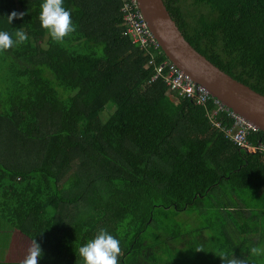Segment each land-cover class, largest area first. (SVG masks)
Wrapping results in <instances>:
<instances>
[{
    "label": "trees",
    "instance_id": "obj_1",
    "mask_svg": "<svg viewBox=\"0 0 264 264\" xmlns=\"http://www.w3.org/2000/svg\"><path fill=\"white\" fill-rule=\"evenodd\" d=\"M121 1L63 0L73 31L54 40L43 0H0V31L27 37L0 49V216L40 244L37 264H84L101 232L117 264H264V147L226 138L212 100L152 80L168 59L124 34ZM163 3L196 51L264 96V0Z\"/></svg>",
    "mask_w": 264,
    "mask_h": 264
},
{
    "label": "water",
    "instance_id": "obj_2",
    "mask_svg": "<svg viewBox=\"0 0 264 264\" xmlns=\"http://www.w3.org/2000/svg\"><path fill=\"white\" fill-rule=\"evenodd\" d=\"M165 57L232 112L264 133V96L223 72L183 37L163 0H136Z\"/></svg>",
    "mask_w": 264,
    "mask_h": 264
},
{
    "label": "built area",
    "instance_id": "obj_3",
    "mask_svg": "<svg viewBox=\"0 0 264 264\" xmlns=\"http://www.w3.org/2000/svg\"><path fill=\"white\" fill-rule=\"evenodd\" d=\"M120 11L122 14V24L124 26V34L128 35L132 43H139L141 47L153 46L159 48L153 35L147 28V25L137 7L136 0H122ZM161 75L163 81L176 97L192 98L197 97L201 102L212 100L215 106V112L222 111L231 120L229 125L223 132L226 138L237 146L243 148L247 152H255L263 148V144H253L248 140L250 134L258 129L245 120L240 115L235 114L225 107L218 99L212 97L203 87L197 85L178 69L169 60L163 61L157 68L156 73L152 76V80ZM225 125V126H226ZM216 126L222 127L220 122H216ZM224 126V125H223Z\"/></svg>",
    "mask_w": 264,
    "mask_h": 264
},
{
    "label": "clouds",
    "instance_id": "obj_4",
    "mask_svg": "<svg viewBox=\"0 0 264 264\" xmlns=\"http://www.w3.org/2000/svg\"><path fill=\"white\" fill-rule=\"evenodd\" d=\"M40 9L39 19L41 27L48 29L50 36L54 40H60L67 33L73 31L70 10L63 7V0H43ZM22 15L23 13H10L8 15L9 23L14 16ZM26 38V35L19 30L15 33V39L10 37L8 32L0 31V49H8L14 44L23 42ZM78 251L84 260V264H117V257L120 252L119 241L110 233L101 232V234L96 235L93 239L83 244ZM252 252L258 254L260 250L253 248ZM41 256V246L34 239L23 264H37V259ZM229 264H245V262L232 260L229 261Z\"/></svg>",
    "mask_w": 264,
    "mask_h": 264
},
{
    "label": "crops",
    "instance_id": "obj_5",
    "mask_svg": "<svg viewBox=\"0 0 264 264\" xmlns=\"http://www.w3.org/2000/svg\"><path fill=\"white\" fill-rule=\"evenodd\" d=\"M0 220L2 221L0 223V264H23V261L28 254V250L30 246H32V242L23 236L19 230L13 228L8 222V229L12 233V236L10 241L7 243V236L5 237L3 233L5 227L4 222L6 219L0 216ZM19 238H22L23 241L21 246H19V243L17 245ZM17 248L24 249V251L20 253Z\"/></svg>",
    "mask_w": 264,
    "mask_h": 264
},
{
    "label": "rangeland",
    "instance_id": "obj_6",
    "mask_svg": "<svg viewBox=\"0 0 264 264\" xmlns=\"http://www.w3.org/2000/svg\"><path fill=\"white\" fill-rule=\"evenodd\" d=\"M2 221L0 220V223H1ZM6 222V223H5ZM4 222V230H3V233H4V235H5V237L7 236V243L10 241V238H11V236H12V233L10 232V230L8 229L9 228V225L7 224L8 223V221L6 220ZM22 238H19V240L17 241V245H18V243H19V246H21V244H22ZM17 250L20 252V253H22L23 251H24V249H18L17 248Z\"/></svg>",
    "mask_w": 264,
    "mask_h": 264
}]
</instances>
